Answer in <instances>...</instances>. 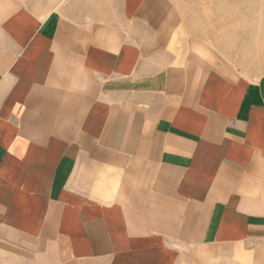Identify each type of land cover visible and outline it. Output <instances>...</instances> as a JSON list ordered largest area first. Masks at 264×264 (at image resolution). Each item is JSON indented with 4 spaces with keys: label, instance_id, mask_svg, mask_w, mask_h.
I'll list each match as a JSON object with an SVG mask.
<instances>
[{
    "label": "crops",
    "instance_id": "obj_1",
    "mask_svg": "<svg viewBox=\"0 0 264 264\" xmlns=\"http://www.w3.org/2000/svg\"><path fill=\"white\" fill-rule=\"evenodd\" d=\"M0 0V264H264V74L171 0Z\"/></svg>",
    "mask_w": 264,
    "mask_h": 264
},
{
    "label": "rangeland",
    "instance_id": "obj_2",
    "mask_svg": "<svg viewBox=\"0 0 264 264\" xmlns=\"http://www.w3.org/2000/svg\"><path fill=\"white\" fill-rule=\"evenodd\" d=\"M187 32L204 40L244 75L264 74V0H171ZM45 11V0H29ZM206 253L183 255L182 264H204ZM203 257V258H202Z\"/></svg>",
    "mask_w": 264,
    "mask_h": 264
}]
</instances>
